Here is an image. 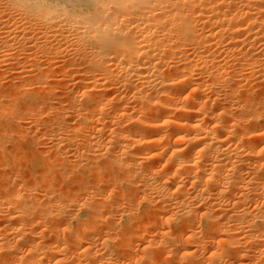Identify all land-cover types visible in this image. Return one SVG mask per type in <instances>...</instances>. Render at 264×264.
Here are the masks:
<instances>
[{
    "label": "bare ground",
    "instance_id": "bare-ground-1",
    "mask_svg": "<svg viewBox=\"0 0 264 264\" xmlns=\"http://www.w3.org/2000/svg\"><path fill=\"white\" fill-rule=\"evenodd\" d=\"M100 1L0 0V264H264V0Z\"/></svg>",
    "mask_w": 264,
    "mask_h": 264
},
{
    "label": "rangeland",
    "instance_id": "rangeland-1",
    "mask_svg": "<svg viewBox=\"0 0 264 264\" xmlns=\"http://www.w3.org/2000/svg\"><path fill=\"white\" fill-rule=\"evenodd\" d=\"M46 1H47L48 3H50V4H55V3H58V4H60V5H62V4H63V5H66V4H67L68 7L71 8V4H68L67 2H64V0H46ZM110 2H111V0H101V1L97 4V6L106 9L107 7H109V6L112 4V3H110ZM13 6H14V7H9L8 5L1 4V3H0V9H1V10H6L7 12H13V11H14V8L16 7V5H13ZM88 7H90V5H87V4H84V3H81L80 5H78V6L76 7V11H77V13H85V12L87 11ZM90 8L92 9V6H91ZM105 20L110 21V20H111V17L108 16ZM82 31H83V27H82L81 25H79V28L77 29V31H76V35H75V36H81V39L85 41V40H86V37L84 36V33H83V34H80ZM27 46H28V45H27ZM27 46L24 47V49L27 48L28 50H27V49H26V50L23 49V50L20 52L19 50L16 49V50H14V53H13V51H12L13 55L16 54L17 59H16V57H14V56L12 55V53L10 54L11 56L8 55V56H6V58L4 57L5 59H4L3 57H0V61H1V58L3 59L2 62H0V65H1L0 68H2V69H0V71H3V70H4V72H5V71L7 70L5 73L3 72V74H2V72H0V76H1L0 79L3 78L2 75H6V74H8V75H6L7 77L5 76L6 78L2 79L3 81L0 80V82H1L0 87H1V85H2V86H3V85L5 86V88H4V86L1 87V88H4V89H7V90H8V87H9V85H10L9 82H10L11 84H12V82H13V81H11V80H15L16 82L19 81V80H17V77L13 76V75H16V74H14V73L16 72V70L19 71V69H21V68H22V69H26V68H29V67H30V68H32V67H33V68H37V67L45 66V64L47 65L46 62H48L49 60L44 61L45 58H44V57L42 58V54H41V58H40V57H39V58H40L41 60L43 59V60H42L43 62L38 58V55L41 53V52L39 51V54H38V52H37L38 49H37V50H34V49H36V48L33 49V47H32L31 45L29 46V48H28ZM31 50H32V51H31ZM16 51H17V52H16ZM23 51H24V52H23ZM28 51H31V52L33 53V55L35 56V59H37L38 62H39V60H40L42 63L45 62V64H42V65H41V64L39 63L41 66L38 65V64H36V60L32 57L33 55H32L30 52H28ZM35 51H36V53H37L38 55H37V54H36V55L34 54ZM22 52H23V53H22ZM20 54H21V55H20ZM18 55H19V56H18ZM26 55H27L28 57H30V58H28ZM30 55H32V56H30ZM0 56H1V53H0ZM36 56H37V57H36ZM39 56H40V55H39ZM59 56L61 57V54H60ZM62 56H64V55L62 54ZM7 57H8V58H7ZM20 57H21V58H20ZM26 58H27V60H26ZM32 58H33L34 60H33ZM61 58H62V57H61ZM38 59H39V60H38ZM63 59H66V57H64ZM31 60H32V61H31ZM45 60H46V59H45ZM3 61H4V63H3ZM24 61H25V62H24ZM27 61H28V62H27ZM33 61H34V62H33ZM52 62H54V59H53ZM2 63H3V64H2ZM22 63H23V65L26 66V67L23 68ZM25 64H28V65H25ZM35 64L38 65V66L36 67ZM52 64H54V63H52ZM20 65H21L22 67H21ZM32 65H33V66H32ZM16 66H18V69H17ZM3 67H4V68L6 67L7 69L5 70V69H3ZM13 67H14V68H13ZM33 68H32V69H33ZM12 70H14V71H12ZM26 70H27V69H26ZM29 70H30V69H29ZM13 72H14V73H13ZM12 73H13V74H12ZM9 74H11V75H9ZM18 75H19V74H17V76H18ZM20 75H22V74H20ZM20 75H19L18 78L21 80V77H22V79H23V78H24V77H23L24 75H23V76H20ZM13 77H14V79H13ZM5 80H6V82H5ZM15 81H14V82H15ZM4 82H5V83H4ZM7 82H8V85H7ZM10 86H11V85H10ZM11 87L13 88V86H11ZM11 87H9V90L6 91L7 94H9V93L12 91ZM1 88H0V89H1ZM1 90H3V89H1ZM3 91L5 92V90H3ZM3 91H2L1 93H2V94H5ZM5 95H6V94H5ZM5 99H7V98H5ZM5 99H4V100H5ZM8 101H9V100H7V102H8ZM19 101H21V103H22L23 106L25 107V104H26V103H24L25 100H19ZM19 101H18V102H19ZM23 101H24V102H23ZM5 103H6V102H5ZM17 104H18V103H17ZM19 105L21 106L20 102H19ZM23 106H22V108H24ZM19 109H21V107H20ZM21 111H22V109H21ZM21 111H20V112H21ZM21 113H22V112H21ZM18 115H19V114H18ZM21 115H22V114H20V116H21ZM4 117H5L4 120H5L6 123L8 122L10 125H11V123H12V124H15V123H13V121H12V122L9 121V119H11V118L8 119L7 115H5ZM4 117H2V119H3ZM0 118H1V117H0ZM48 118H49V120L51 119V117H48ZM2 119H1V121H2ZM6 119H8V120H6ZM2 122H3V121H2ZM2 122H1V123H2ZM10 122H11V123H10ZM6 123H4V124H6ZM8 123H7V124H8ZM7 124H6V128L9 129L7 126L10 127V125H7ZM12 126H14V125H12ZM12 126H11V127H12ZM15 126H16L15 128L18 127V126H17V123L15 124ZM4 127H5V126H4ZM0 128H1V126H0ZM6 128H5V129H6ZM15 128H13V129H15ZM7 129H6V130H7ZM13 129L10 128V130H12V131H13ZM18 130H19V129L17 128V129L14 131V133H15V132H18ZM42 130H44V128H42ZM12 133H13V132H12ZM26 140H27V139H26ZM26 140L23 142V146H24L25 148L21 147V149L23 148L24 150H21V149H20V146H19L20 144H19V143L16 144V145H17V146H16V149H15V146H14L15 143H9L8 146H7V147H9L8 150L10 149L9 151H8V150H7V151H8L10 154H12V153L15 154L16 157H18V160L21 161V162H19V168L21 167L22 170L20 169V170H21L20 172H22V173H24V172L26 173V171L28 172L29 167H30V164H29V163H32V162H29V163H28V161H30V159L32 160V155L35 154V153H36V150L38 149V148L34 147L32 144H31L32 146H30V142H26ZM24 143H28V144H25V145H26V146H25ZM12 144H13L15 150L13 149ZM9 145H10L11 147H10ZM28 145H29V147H28ZM18 146H19V147H18ZM21 146H22V144H21ZM17 147L19 148V151H18V148H17ZM35 148H36V150H35ZM11 149H12V150H11ZM33 149H34V150H33ZM20 150H21V151H20ZM12 151H13V152H12ZM17 151H18L19 153H18ZM32 151H33V152H32ZM14 152H16V153H14ZM19 154H20V155H19ZM19 158H21V159H19ZM32 161H33V160H32ZM22 162H23V163H22ZM20 163H21V165H20ZM26 164L29 165L28 168H27V165H26ZM25 165H26V166H25ZM22 166H23V168H22ZM9 168H11V169L9 170ZM9 168L7 167V168H6L7 170L5 169L4 171L6 172V171L9 170V172H10V171L13 169L12 167H9ZM25 168H27V169H25ZM38 168H41V167H38ZM38 168H37L36 172L39 173ZM44 168L46 169V167H44ZM44 168H41V169H40V172H41L42 170H44ZM23 169H24V172H23ZM13 171H14V170H13ZM13 171H12V172H13ZM70 194H71V193H70ZM70 194H68V195H70ZM73 196H74V195H73ZM64 197H65V196H64ZM65 198H66V197H65ZM65 198H64V199H65ZM69 198H70V199H69ZM72 199H73V197H72ZM65 200H66V199H65ZM69 200H71V197H68L66 202H69ZM74 208H76V210L79 209V208L77 209V206L74 207ZM74 208H72V210H73ZM74 210H75V209H74ZM75 212H76V211H75ZM81 213H82L81 215H82L83 217H85V215L83 214V212H81ZM82 216H81V217H82ZM83 217H82V218H83ZM124 222H125V221H124ZM142 222H145V221H142ZM166 229L168 230V227H167ZM154 230H155V229H152V231L150 230V231L152 232V233L150 232L151 236L149 235V232L147 233L146 236H147L148 238L155 236L156 233H154V235H153V232H155L156 230H155V231H154ZM128 231H130V230H128ZM174 233H175V235H176V231H175ZM174 233H173V234H174ZM179 233H180V232H179ZM179 233H177L178 236H179ZM127 234H128V233H127ZM127 234H126V232H125L124 235H127ZM177 235H176V236H177ZM147 237H146V238H147ZM148 238H147V239H148ZM129 240H131L132 242H135V239H134V238H133V240H132V239H129ZM129 240H127V241H129ZM127 241H126V243H127ZM129 242H130V241H129ZM129 242H128V244H129ZM144 242H145V241H144ZM124 245H125V244H124ZM126 246H127V245H126ZM124 249H125V246H124ZM121 260H124V261H125V259H123V258H122Z\"/></svg>",
    "mask_w": 264,
    "mask_h": 264
}]
</instances>
